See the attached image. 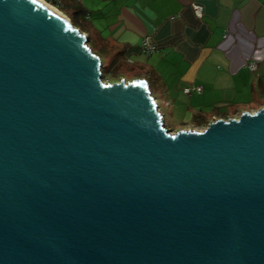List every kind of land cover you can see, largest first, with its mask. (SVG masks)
<instances>
[{
	"label": "water",
	"instance_id": "obj_1",
	"mask_svg": "<svg viewBox=\"0 0 264 264\" xmlns=\"http://www.w3.org/2000/svg\"><path fill=\"white\" fill-rule=\"evenodd\" d=\"M83 34L0 0V264H264V107L171 133Z\"/></svg>",
	"mask_w": 264,
	"mask_h": 264
},
{
	"label": "crops",
	"instance_id": "obj_2",
	"mask_svg": "<svg viewBox=\"0 0 264 264\" xmlns=\"http://www.w3.org/2000/svg\"><path fill=\"white\" fill-rule=\"evenodd\" d=\"M48 1L70 19L79 10L76 29L93 42L94 54L146 83L172 133L201 132L264 107V0ZM192 4L202 7L200 19ZM146 38L151 55L142 50ZM195 87L201 93L184 94Z\"/></svg>",
	"mask_w": 264,
	"mask_h": 264
},
{
	"label": "rangeland",
	"instance_id": "obj_3",
	"mask_svg": "<svg viewBox=\"0 0 264 264\" xmlns=\"http://www.w3.org/2000/svg\"><path fill=\"white\" fill-rule=\"evenodd\" d=\"M50 5V4H49ZM56 8V7H54ZM57 9V8H56ZM58 10V9H57ZM60 11V10H59ZM63 14V13H62ZM65 17H67L68 15L66 14H63ZM69 23L71 24L72 26V23H71V20L69 19V16L67 17ZM73 27V26H72ZM74 28V27H73ZM76 29V28H75ZM79 31L80 34H82V32L77 29ZM86 39V45L87 47L92 51V53H98V51L96 50V48L94 47V44L93 42H90L88 41V39L85 37ZM101 61V72H102V80L104 82H107V83H113V82H119L120 80H125L127 82H132L131 80V72H132V69L129 68L128 66L126 67H123L121 66L120 69H116V68H111L110 66H108V64H106L104 62V60H100ZM159 106L161 110L164 111L163 109V106L160 105V102H159ZM170 130V129H169ZM172 133V132H171Z\"/></svg>",
	"mask_w": 264,
	"mask_h": 264
},
{
	"label": "built area",
	"instance_id": "obj_4",
	"mask_svg": "<svg viewBox=\"0 0 264 264\" xmlns=\"http://www.w3.org/2000/svg\"><path fill=\"white\" fill-rule=\"evenodd\" d=\"M45 1V0H43ZM76 2H79L80 0H75ZM192 11L197 19H200L202 17L203 9L200 5L197 4H192L191 6ZM142 50L145 54L151 55L155 51V47L151 45L148 41V39H144L142 42ZM249 69L251 71L255 70V65L254 64H249ZM202 88L201 87H195V88H185L183 90L184 94L189 96L192 92L195 93H201Z\"/></svg>",
	"mask_w": 264,
	"mask_h": 264
},
{
	"label": "bare ground",
	"instance_id": "obj_5",
	"mask_svg": "<svg viewBox=\"0 0 264 264\" xmlns=\"http://www.w3.org/2000/svg\"><path fill=\"white\" fill-rule=\"evenodd\" d=\"M34 1L38 6L43 8L45 11L51 13L52 15L56 16L58 19L64 21V22H69L67 17H65L59 10L54 8V6L49 5L47 2L43 0H32Z\"/></svg>",
	"mask_w": 264,
	"mask_h": 264
},
{
	"label": "trees",
	"instance_id": "obj_6",
	"mask_svg": "<svg viewBox=\"0 0 264 264\" xmlns=\"http://www.w3.org/2000/svg\"><path fill=\"white\" fill-rule=\"evenodd\" d=\"M46 2H47L48 4L50 3L48 0H47ZM54 5H55V4H54ZM55 7H56V6H55ZM56 8H57L58 10H60L61 12H63L60 8H58V7H56ZM74 11H75L77 14L80 15V12H79V10H78L77 8H75ZM79 15H77V16H79ZM77 16H76V17H77ZM76 17L73 18V19H70V18H69V19L71 20L72 26L75 27V28H77V27H76ZM113 83H114V82H113Z\"/></svg>",
	"mask_w": 264,
	"mask_h": 264
},
{
	"label": "clouds",
	"instance_id": "obj_7",
	"mask_svg": "<svg viewBox=\"0 0 264 264\" xmlns=\"http://www.w3.org/2000/svg\"><path fill=\"white\" fill-rule=\"evenodd\" d=\"M46 2V1H45Z\"/></svg>",
	"mask_w": 264,
	"mask_h": 264
}]
</instances>
